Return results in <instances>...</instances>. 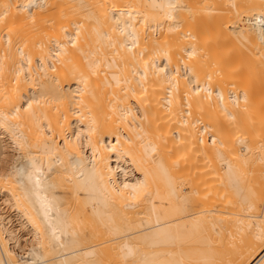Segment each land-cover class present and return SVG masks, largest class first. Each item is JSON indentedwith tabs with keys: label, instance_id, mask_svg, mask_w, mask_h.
I'll list each match as a JSON object with an SVG mask.
<instances>
[{
	"label": "bare ground",
	"instance_id": "bare-ground-1",
	"mask_svg": "<svg viewBox=\"0 0 264 264\" xmlns=\"http://www.w3.org/2000/svg\"><path fill=\"white\" fill-rule=\"evenodd\" d=\"M259 72L264 0H0V264H264Z\"/></svg>",
	"mask_w": 264,
	"mask_h": 264
},
{
	"label": "rangeland",
	"instance_id": "rangeland-1",
	"mask_svg": "<svg viewBox=\"0 0 264 264\" xmlns=\"http://www.w3.org/2000/svg\"><path fill=\"white\" fill-rule=\"evenodd\" d=\"M255 80L257 81V83L259 84H264V73L263 72H259L256 76H255ZM7 207V206H6ZM9 210H11V208H8Z\"/></svg>",
	"mask_w": 264,
	"mask_h": 264
}]
</instances>
